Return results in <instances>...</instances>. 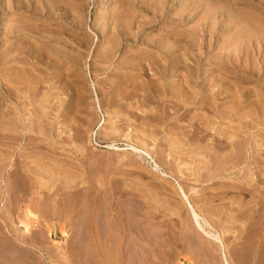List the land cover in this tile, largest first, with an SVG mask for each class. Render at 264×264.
I'll return each mask as SVG.
<instances>
[{
    "label": "rangeland",
    "instance_id": "374dc122",
    "mask_svg": "<svg viewBox=\"0 0 264 264\" xmlns=\"http://www.w3.org/2000/svg\"><path fill=\"white\" fill-rule=\"evenodd\" d=\"M254 1H256V2H254ZM263 1L262 0H248V1L247 0H196V1L195 0H190V1L189 0L188 1L187 0H0V57H1L0 58L1 59L0 60V79L3 83L8 84V80H9L8 79L9 78L8 73L12 71L10 69H13V68L17 69L18 68L19 71L18 70L15 71L16 69L14 70V73L18 77L17 79L15 78L18 81V82L16 81L17 84L15 86L16 87L19 86L17 89V93L20 92L21 96H25V97H26V95H28L27 96L28 98L26 97V100L28 99L27 103L32 105V107L35 106L34 108L38 107V104L40 103V101H43L45 99V96H46V99L51 98V102L55 106L53 109V112H51V116L55 115V113L57 115V112H58V115L52 116V118L55 117V118H53V120L57 118L56 122L59 119V123L58 122L56 123L54 120L55 123L52 125L54 130L52 129L51 126L50 127L47 126L49 124L47 123V121L45 119H42V121H41L42 124H44L47 127V128L44 127V132L46 131L44 133L45 135L43 133L41 135V133L39 132L40 131L39 129L36 131L37 134L35 132L29 134L28 138L30 140H28L26 138L27 135H25L24 139L26 138L25 139L26 141L23 140V142L21 144V146L25 150L23 148H22L23 149L22 150L20 147V149L18 148V150L15 152L16 154H14L12 156L10 154L12 153L13 150H11V152H10V151H8L9 149H7V147L11 148L12 144H10V142H6V141H9L8 139L3 140V138H0V146H2L1 150L4 151L5 148L7 149V150H5V153H3L4 156H2L0 159V172H1L0 178L5 179L7 182H8L7 179L9 178L8 187L0 189V196L2 193L7 196V198L5 196V200H4L6 206L3 208V210H1L2 208L0 207L1 208L0 213L2 212L0 215V219H1L0 224L2 223L5 228L7 226V229H11L12 227H14L15 229H13V228L12 229L16 230V226L19 223L17 221V219L18 220L19 219L20 220L26 219L24 209H26V206L29 204L28 206H30V208L34 212H36L37 214L39 213L38 215L40 217L41 223L51 225L50 227L49 226L48 227L50 228V230L52 229L51 233H50L49 230L47 229L46 225L42 224L40 226H35L36 228L34 227L33 229L35 230V232H38V234L35 235L36 237L34 239L29 240V242H27V244L26 243H20L15 239L16 234H17L15 232H17V230L14 232V234L10 233V235H12V236H10V235H8V236H10V238L12 240L15 239L14 240L15 244L17 243L16 244L17 247L20 250H22L21 251L22 254L20 256V254H14V253L8 252L7 254H9L10 256H8V257L6 256L7 259H6V257L5 258L0 257V264H15V263L16 264H19V263L20 264H22V263L23 264H29L30 261H32L30 264H33L35 262H36L35 264H51V263L52 264H100V263L102 264L103 263L102 262V256H100V255L96 254L93 257L92 254L88 255V253L86 254L84 252L78 253V251L75 253L74 250H72V248L74 246H78V245L83 246V247L88 246V243L90 241L88 240L89 237L87 235H85V233L83 234L81 239L79 237L74 238L73 236L68 239V238L63 237L61 230L63 228L66 230H70L71 228H73L74 225L72 224V220H71L72 217H76V218L77 217H83V215L81 214V212H83V211L86 213V216L83 217V219H85V220L87 219L86 217L88 216V213L90 211V209L88 210L87 208L92 206L91 201H89L91 199L94 200L93 205H95L96 208L99 207L98 210L100 213L105 210L104 208L106 207L105 206L106 203H104V200H103L104 194L103 195L100 194V196H99L100 198H98L97 196L95 197L94 195L91 196L93 194V192H91L92 193L91 194L89 191H86V189H88V188L92 189L95 185L100 187L102 191L106 192L105 189L113 188V184H114L116 187L114 186V188L111 189V192H113L112 190H114V191L116 190L117 191L116 195H118V193H119L118 191L121 190L122 187L126 188V189H130L131 191L134 190L133 192H136L135 189H137L139 192L135 193L136 199H138L136 204L133 202L132 204L127 203V204H125V206L123 205L124 209L128 208V212L130 210H131V212L135 211V208L137 206V203H139V201L145 202V203H143L144 205L147 203V200H145L142 196H147L149 192L151 193V191H150L151 186H149V184L161 183L162 179L159 178L160 176H158V174L154 170H152V167H151L153 164L152 161L149 160L150 162H147L148 160H144L137 152H134V150L132 149V146L128 145V144L129 143L138 144V142H139V145H137L139 148L144 147L147 149L149 147L148 149L150 151L154 150V151H152L154 158L156 160H158V162H160L159 164H161V169H163V171H165L166 168H168V166H169L168 163L166 164V161L169 159V158L167 159V153H169V149H167V148L169 147L168 146L169 143H168V140L165 139V138L169 139V136H170L169 131H171V133L178 136V138L176 137L175 140H181V139L186 138L187 132L188 131L191 132V130L193 131V129L187 128L188 123L186 120H183L182 122L180 120H177V122L179 121V123H177L174 118L177 119L178 115L176 116V114L174 113L175 110L171 109V108H170V110H169V108L167 110L170 112L169 114L171 117L175 115L174 117H172V119H171L172 121L170 120L171 122L169 121L166 124L163 121H161L164 115L161 113V109H160V107H158L159 105L158 106L156 105V103L154 102L155 100L151 99L152 97H148L149 96L148 85L150 84L149 81H152L151 79H154L155 85H156L157 83L160 82L159 76H155L154 71H150L148 75L147 74L145 75L142 73V69L145 66L146 67H148L150 65L157 66V62L159 60H164L158 55L157 50H156V46H162L165 44V42H166L165 45H169V43L170 44L173 43L170 46L174 47L176 45L174 48H176L178 50H182L183 46L186 44V42H190L191 44L192 43L194 44V41H195V44L191 45L192 47L190 49H188L189 51L190 50L191 51L190 52L188 51V54H186V56L187 55L189 56L190 55L189 53H191V52H193V53L197 52L196 54L198 55V50H196V49H198L197 47L198 46L200 47V45H201V46H203L204 49H202L201 55H200L201 52H199L200 59H196L193 61L192 59H189L190 56L189 57L184 56L185 57L184 58L183 55H181L179 57L180 59H178V60L183 59L185 61V65H188V64L190 66L195 65V67L192 66L193 69L194 68L195 69L194 70L190 69L191 73L188 74V72H187L188 75L185 72L183 73V69H184L183 68L184 67V61L183 60H182V62L179 63L180 68L178 70L173 69L171 66L169 68V70L166 71L165 76H167L166 79L168 81L176 80V82L172 83V85H171V83L169 84V82H167L169 84L168 89L170 90L173 87L178 86V84H180L183 80L186 81L188 78L191 80L196 75H197V78L200 75L201 76L203 75L202 77H204L205 81L203 80V78L202 79L198 78L197 80H198L199 85L207 83V81H211V79L214 81H218V82L221 80L222 84H224V82H225L227 84L226 87H230L235 92L238 88H239L238 90L243 89L244 91H246L248 93L250 92V98L251 99L249 98V102H252V103L248 102V103L243 104V103L238 102V100L236 99V96H235V98H233L235 95V92L233 90L231 91L232 94H230V95H232L231 98L233 100L231 98L229 100V98L222 99L220 97L218 99L219 104L221 103V101H223V102L220 105L218 104L220 106L218 110H221V111H223L224 109L227 111L229 110L228 113L230 114V115L227 114L228 116L227 115L223 116V118L220 114L221 111L219 112L218 110L215 111L213 109H212L213 110L212 114L208 113L206 111L202 112L203 109H201L198 112L196 110L194 111L193 109L192 110L194 112L193 111L186 112V113L190 114V115H188L189 116L188 119L191 116H193V114H194V116L198 115V117H199V115L204 116V114H205V116H207L210 114L207 117L212 118L211 123L215 122V124L212 123L213 125H217L216 123L218 122L219 126L218 125L214 126L215 129H217L218 131L221 129H224V127L230 128L232 126L231 127L232 129L228 128L229 130H233L234 126H236V125L240 127V125H241L240 121L243 120L242 123H244V124H242V125L244 127V131H243L244 136H243V134H240L239 138L241 137V135H242V137L240 139L239 138L238 139L241 141L243 140V143L246 141L245 142L246 146L243 144L245 146L244 147L245 150L243 149V152H242L243 156L241 155L240 161L237 158H234L235 160H233L231 158L234 161V163L236 161V163H235L236 167H235V165L232 166L233 164L231 165V163L233 161L230 160V163L228 162L227 165H228V167L230 166L232 168L228 169V171L226 173L221 174V176L220 175L217 177L215 176L216 178L214 177L212 180H207L208 174H209L208 168H209V166L216 167L218 164L217 163L215 164L213 161H211L209 156H207L205 158V162H206L205 164H207L208 166L205 164L203 165V167H202L203 171L202 172L200 171L201 176L199 177L200 178V180H198L199 182L192 178L194 176L191 177L192 179L184 178V179H180V181L179 180L174 181L173 179L169 180L173 184L174 183L176 184L178 181L181 184L183 183L184 187L187 190L190 188H194V190L189 191V196L191 197V195H192L193 198L200 199L201 204H203L202 202L205 199L204 195L206 197V195L208 196V195L212 194V195H214V197L215 196L219 197L218 196L219 191H222L223 189H225V192L227 191L226 192L227 194L223 195V196H225V199L224 200L222 199L223 201L221 200V202H219L220 198L216 197L217 199L213 202V205L218 207V208L220 207L223 209L224 208L225 209L226 208L227 209H230V208L233 209L234 208L233 212H232V209H230L231 211L229 210V213H228L229 217L231 218V216H232L233 219H230L228 217V220H226L228 222L225 221V224L228 226H226L225 224L224 225L223 224H220V225L214 224L215 229H213V231L218 232V234L221 236V241L220 240L218 241V239H214L217 241H214V240L211 241L210 239H207V237H205V236L201 237L200 235H198L196 233V230L193 231V233L191 234V237H194L196 241L198 240L197 242L200 241L199 242L200 244L197 245L196 243L193 244V242H191L190 239L185 238L184 234L181 231V228L183 227L182 222L180 219H178V217H176L175 215L169 216L168 218L163 216V213H165L164 208H161L162 214H160L158 211H155L156 215H158V216L161 215V218H158L159 222L156 220L157 222L154 221L153 224H156V227H157V226H159L160 222H163V223L165 222L164 225L165 226L169 225L170 231H171V233H170L171 235L168 237V241H169V239H170V242H172L175 239H179V241L177 243L176 250H174L173 247L169 246V244L167 243L169 248H166V252H165L166 255L164 256V258L167 262L165 260L164 261L161 260L160 263L161 264H173L176 262V257L179 255L181 257H187L188 256L189 258L188 257L187 258L192 260L194 262V264H225V258L226 257L224 258V253H226L229 264H264V234H263L264 233V230H263V227H264V223H263L264 222V219H263L264 218V206H263L264 205V195L262 194L264 191L263 190L264 189V126H263L264 125V123H263L264 110H263V108H261L262 106L260 105V103L257 102V101L260 102L261 99H264V86H263L264 85V64H263L264 63V37H263L264 32H262V31H264V2ZM237 14H238V16H237ZM226 18H228V19H226ZM248 19L252 21V25H251V21L249 22ZM261 19H262V21H261ZM210 20L212 22H210ZM215 21H216V23L212 24ZM247 23L250 24L252 27L251 26L249 27V25ZM13 24H15V25H13ZM211 24L214 26H212ZM253 25H254V27H253ZM14 26H15V28H14ZM18 27H19V29H16ZM23 27H24V29H23ZM198 27H199V29H198ZM208 28L209 29L212 28L211 32L213 34L208 31L209 30ZM235 28H237V29L240 28V30L244 29L243 30V32L245 31L244 33H247V32L250 33L251 32L250 34H252V35H250V34L248 35V33L245 34V35H248L249 37L250 36L255 37L256 36L255 31H257V32L259 31L260 34L259 35L257 34L259 36V39L257 38L258 36H256L255 38H251L250 40H252V42L254 43L255 46L257 45L256 41L260 40L262 43V45L260 44L261 49L258 46L257 47L260 50L254 49L256 47L251 42H247V43H250V45L251 44L253 45V47L250 51L251 52L250 56H248V58H247V55H245L246 53H244L243 51L239 52V48H238L239 46H238V41H237L239 37L237 36L238 34H236V33H239L238 32L239 30H236ZM252 28L253 29L257 28L254 31L255 33L253 32ZM204 30L206 32H204ZM247 30H249V31H247ZM23 33H24V35H23ZM240 34H242V31H240ZM19 36H23V39H24V37H25V39L24 40L23 39L18 40L17 37H19ZM203 36H205V38H207V39H204ZM248 36L245 37V39H246L245 41H247V39L249 40ZM185 38H187V39H185ZM236 38H237V40H236ZM255 39H256V41H254ZM209 40H211V42ZM156 41H157V43H156ZM171 41H173V42H171ZM228 41H230V42H228ZM199 43H200V45H198ZM219 44L220 45L222 44V45L220 46ZM232 44H234V45H232ZM236 46H237L238 50H237ZM262 47H263V49H262ZM12 49H14V50H12ZM19 49H20V51H19ZM203 50H204V52H203ZM23 51H26V52L24 53ZM35 52H36V54H35ZM8 54H10V55H8ZM154 54H156V55H154ZM219 54H221V55L219 56ZM251 54L252 55L254 54L253 58H252ZM215 55H217V56H215ZM229 55H230L231 59L228 62L235 63L236 66L239 68V73H241V70L244 69V67H247V69H248L247 71H250L249 68H250V66H252L253 60L255 62L256 58H257V61L261 62L260 63V67H261L260 70L261 69L262 70L258 71L259 74L257 76L255 75V73H249L248 76L246 78H244L246 81L243 79L241 80L238 77L239 74L235 75V76H234V74H232V69H233L232 66L230 67L231 71L228 70V71H230L229 73L226 71H225L226 73H224V71H222L224 69H222V68L219 69L218 68L219 66H216V65L217 64L222 65L224 63L223 61H226L227 56H229ZM235 56H236V58L233 59L232 57H235ZM26 57H27V59H26ZM242 57H243V59H242ZM23 58H25V61L23 60ZM33 58H34V60H33ZM210 59L211 60L213 59V60L211 61ZM218 59H220V60H218ZM146 60L148 63L146 62ZM165 60H167V59H165ZM168 60H169V58H168ZM172 60L174 61L175 58H173ZM197 60H199V61H197ZM153 62H155V63H153ZM187 62H188V64H187ZM6 64H8V65L6 66ZM23 66H25L26 68ZM157 68H159V67H157ZM204 68H205V70H204ZM199 70L200 71L202 70V71L200 72ZM21 71H23V72H21ZM140 72L142 75L140 74ZM17 73L19 74V76ZM7 76H8V78H7ZM144 76H146V77L144 78ZM169 76H170V78H169ZM206 76L210 77V78H207ZM222 76L224 77V81H223ZM21 77H23V79H21V81L18 80ZM225 79H226V81H225ZM247 79H248V81H247ZM25 80H27V83ZM35 81H36V84H35ZM21 82H23V83H21ZM134 82L136 83V86L134 85ZM160 83L157 85L161 86L163 84V83L162 84H160ZM1 84L2 83H0V85ZM20 86H22V87H20ZM36 86H37V88H36ZM132 86H135L137 88L132 87ZM145 86H146V88H145ZM224 86H225V84H224ZM53 87H55V88H53ZM209 87L210 86H207L206 88H209ZM0 88H1L0 89V99L2 101L5 98L6 93L4 92V89L2 88V86H0ZM142 88L144 91L142 90ZM253 88H254V90H253ZM136 89L138 90L137 93H136ZM128 90H132V91H129L130 92L129 93ZM214 90L217 91V89L215 88L209 94L208 93L202 94V98L200 97L201 101L205 102V101L213 100L212 98L215 97L214 96V93H215ZM260 91H261V93H260ZM127 92L130 95H128ZM143 92H145L144 95H143ZM33 93H37V96H36V94L34 95ZM32 94H33L34 98H33V96H31ZM48 95L51 97H48ZM209 95L210 96L212 95V97H209ZM35 96L38 98H36ZM39 96H40V99H39ZM57 96L59 98H57ZM119 96H121V97H119ZM41 97H43V98H41ZM52 97H53V99H52ZM144 97H146V98H144ZM256 98H257V100H256ZM59 99L61 100L60 102H58ZM124 99H125V101H124ZM32 100H34L35 103L36 102H39V103H36L37 104L36 105L34 102H32ZM53 100L54 101L56 100V103ZM68 100H69V102H68ZM225 100H228V101H225ZM253 100L257 102L256 104L259 105V106L257 105L259 108L257 106L254 107L255 102ZM14 101L15 100H13L12 98L7 97L2 101L3 104L0 106V108H2V107L8 108L9 106L11 108L13 106ZM201 101L199 100V102H201ZM234 101L236 103H234ZM61 102H62V104H61V106H59ZM63 102L66 105L63 104ZM117 102H119V103H117ZM143 102H146V103H143ZM56 104L58 105L59 109L56 107ZM142 104H144V105H142ZM236 104H240V105L236 106ZM248 104L250 105V107ZM251 104H253V106H251ZM118 105H120L121 107ZM133 105H134V107L132 108ZM232 105L234 108L231 107ZM128 106H130V108H128ZM155 106H157V107L155 108ZM197 107H199V106L197 105ZM61 108H62V110H61ZM131 108H132V110H131ZM229 108H231L233 111H231V109H229ZM235 108H236V110H238V112L235 110ZM253 108H254V110H252ZM55 109L57 110V112L55 111ZM59 112H60V114H59ZM129 112L130 113L132 112V114H130ZM217 112H219L218 113L219 115L217 114ZM201 113H202V115H201ZM64 115L65 116L68 115V116L65 117ZM9 116H10V114H9ZM13 116H10V117H13ZM159 116H160V118H159ZM205 116H204V118H207ZM241 116L243 117V119ZM79 117H80V119H79ZM230 117H232V118H230ZM67 119H68V121H67ZM65 120L67 123L65 122ZM144 120H146V121H144ZM156 120H157V122H156ZM261 120H262V122H261ZM134 121H136V122H134ZM159 121H161V122H159ZM257 121H258V123H257ZM119 122H120V124H119ZM82 123H83V125H82ZM109 123H111V124L117 123L118 127H120L119 134H121V137L118 133H117L118 137H116L115 134H114V136L107 134L110 127H114L113 125H111ZM78 124H79V127H81L80 129L78 127ZM176 124H177V126H176ZM139 125H141V126L139 127ZM57 126H59L60 129H62L60 131H63V134H62V136H60L59 139L65 141V142L62 141L60 145L56 144V138H58V137L56 136L57 131H55V129L58 130V128H56ZM169 126H171V127H169ZM261 126H262V129H261ZM76 127H77V129H76ZM121 127H123V128H121ZM184 127L186 128V130ZM49 128H51V129H49ZM128 128H129V130H127ZM133 128L135 130L136 129H139V130H136V132H135V130H133ZM219 128H221V129H219ZM122 129H123L124 133L128 132L131 134L133 131V133H132L133 135H131V136L134 137L135 135H137V137L132 138L130 136L132 138V140H131L130 137L128 138L125 136L128 133L124 134L123 132H121ZM142 129H144V130H142ZM49 130H50V132H49ZM85 130H86V132H85ZM211 130L212 129H210L208 131V133L211 132L212 134L211 133L206 134L203 138L199 139V141H201V142H203V140L206 141L208 139L207 143L203 142V143H205V145L204 144L202 145L201 142H198V140L193 141V142L195 144L199 143L198 144L199 146H207V145H209L208 143H210V146L212 145L211 148L214 146L213 148L216 149L215 148L216 147L215 141H213V140L216 137L219 138V136H217L218 132L215 133L216 131L213 130L214 131L213 132ZM77 131L79 134H80V132H82L81 133L83 135L82 140H81L82 135H81V137H80V135H77L76 134ZM150 131H151V133H150ZM152 131H153V133H152ZM184 131L186 132V134ZM4 132L7 133V131H4ZM47 132H48V134L50 133L51 135L49 134L47 136V134H46ZM138 132L140 135L138 134ZM181 132H183V133H181ZM144 133H145V135H144ZM239 133H242V132H239ZM122 134H124V135H122ZM182 134H184V135H182ZM210 136L211 137L214 136V138H211ZM46 137H48V139ZM114 137L116 138V140ZM53 138H54V142H53ZM139 138L141 139V141ZM145 138H147V139H145ZM205 138H207V139L205 140ZM34 139H36V140H34ZM110 139H112V140H110ZM126 139L128 140V142L126 141ZM162 139H165V140H162ZM33 140H34V143H33ZM147 140H149V141H147ZM134 141H137V142H134ZM142 141H145L146 145L148 147H146V145ZM4 142H6V144ZM35 142H37V143H35ZM82 142H83L82 145L85 148L81 145ZM147 142H148V144H147ZM190 142L193 144L192 146H194V143L192 141H190ZM8 143H9V145H8ZM32 143H33V145H31ZM42 143H44V144H42ZM149 143H150V145H149ZM16 144L17 143H15V145ZM27 144H28V146H26ZM51 144H53V146ZM64 144H65V146H63ZM3 145H5V146L7 145V146L6 147L4 146V148H3ZM29 145H31V146H29ZM39 145H41V146H39ZM198 145H195L194 148L198 147ZM55 147H56V149L54 150ZM61 147H63V149ZM31 148H33V149H31ZM37 148H39V149H37ZM257 148H258V150H257ZM26 149H27V151H26ZM29 149H31L32 151L37 150V151H48V152H51V150H52V152L55 151L58 155L60 154V156H62V154H63L64 158H68L70 161L73 162V164L75 165L74 168L76 170H74V172H70L72 174L69 173L68 174L69 176L67 174H64V173H62L63 174L62 176H59L58 174H60V173H56L57 172L56 170L52 171V172L50 171L49 173H45V175H42L41 174L42 168L40 165L39 166L36 164L34 165V163H31V162H30L31 164H29V162L24 163L26 160H24V158H22V157H19V154H18L19 152H28ZM116 149H118V150H116ZM212 149L209 150L211 152V154L213 153V151H215ZM56 150H58V151L60 150L59 153ZM60 152H62V153H60ZM220 153H221V151H220ZM233 153H235V152H233ZM247 153H249V154H247ZM253 153H255L254 154L255 156L253 155ZM6 154L8 155V158H5V157H7ZM68 154H69V156H68ZM65 155H67L68 157H66ZM126 156H129L130 159H128V157L126 158ZM11 157H13L15 159L13 160V158H11ZM9 158H11L10 161L8 160ZM20 158H21V160L22 159L24 160V161L22 160L23 163H22V161L21 162L19 161ZM73 158H74V160H73ZM5 159H6L7 163H6V161H4ZM159 159H160V161H159ZM114 160L115 161L117 160V162H115ZM207 160H209L210 164L208 163ZM78 161H80V162L78 163ZM3 162H4V164H3ZM11 162H13V163H11ZM21 163L23 165H21ZM98 163H99V165H98ZM19 164L21 165V168H20ZM24 164L25 165L29 164V167L25 166ZM79 164L81 166L80 168H83V166H84L83 170L79 169ZM14 165L16 167H14ZM32 165L34 166L33 168L31 167L33 170H31V168H30V166H32ZM125 165H127V167L129 166L128 168H130L131 165H134V166H132L131 171H130V169H128ZM2 166H4V167H2ZM220 166H221V164L219 163V167ZM26 167L28 169V172L30 171L29 173L27 172ZM233 167L236 169L233 170L234 169ZM5 168H6V171H5ZM85 168H87L88 170L87 169L85 170ZM237 168H239V170ZM1 169L4 171H2ZM13 169H14V172H13ZM84 170H85V172H84ZM76 171L78 172V174ZM81 171L84 172V174L86 176ZM128 171H129V174L131 173L130 174L131 176H133V173L135 172L132 179H131L130 175L128 174ZM136 171H138V172H136ZM139 171H141V174ZM187 171H189V170H187ZM187 171H186V174L187 173L190 174V171L189 172H187ZM6 173L10 174V175H7ZM17 173H19L22 177H23V174H25L23 178L26 182L28 181L27 182L28 184L30 182V184H29L30 187H28L27 189H22L18 186V184H13L14 180L16 179L15 177H16ZM50 173H53V175L55 174L54 175L55 178ZM79 173L81 174V176H79L80 175ZM56 174H57V176H56ZM124 174H125V176H124ZM29 175H30V177H29ZM126 175H127V177H130V178H128L129 180L126 179L127 178ZM6 176H7V178H6ZM41 176H42V178H41ZM48 176H49V178H48ZM72 176L74 178H72ZM224 176L225 177L227 176L226 179ZM247 176H248V178H247ZM56 177L60 181H58L56 179ZM82 177H83V179H82ZM86 177H87V179H86ZM221 177H222V179H221ZM12 178H13V180H12ZM60 178H62V180ZM205 178L207 181L205 180ZM42 179H44V180H42ZM64 179L67 180L68 183L70 182L71 185H69L67 183V181H65ZM81 179L83 180V182L80 181ZM84 179H85V181H84ZM92 179L94 180L95 184H93L94 182ZM101 179H102V181H100ZM112 179H114V180H112ZM70 180L71 181L73 180L74 182L72 181L73 182L72 183ZM44 181H45V183H44ZM77 181H78V183H77ZM187 181H188V183H187ZM209 181H211V182H209ZM243 181H244V183L248 184V190H246V192L245 191L242 192V190H238V189L232 190L233 185L231 186V184H234V186L237 183H238V185H241ZM38 182H39V184H38ZM146 182H148L147 185H146ZM55 183H56V185H55ZM136 183L138 184V186ZM72 184L74 187L72 186ZM83 184H84V186H83ZM85 184H86V186H85ZM125 184H126V187H125ZM132 184H134V185H132ZM142 184L145 186H143ZM227 184H228V186H227ZM229 184L231 187L230 190L228 189ZM13 185H14V187H12ZM92 185H94V186L92 187ZM140 185H142L141 189L144 192L139 189ZM222 185H223V187L218 188L219 186H222ZM32 186H33V188H32ZM128 186H129V188H127ZM214 186H216L215 187L216 190H215V188H213ZM67 187H69V188H67ZM135 187H137V188H135ZM147 187H149V188H147ZM261 187H263V188H261ZM0 188H2V186H0ZM11 188H12V194L10 192ZM212 188L215 190L214 192H213ZM257 188L259 190H256ZM4 189H6V190L8 189L7 190L8 193L6 192V190L4 191ZM21 190H22V194L20 192ZM130 190H126V194H128ZM145 190H147V192H148V193L146 192L147 195L145 193ZM210 191H212V193ZM142 192L145 194H141ZM38 193H40V194H38ZM81 193H83V194H81ZM89 193H90V195H89ZM256 193H258V194H256ZM19 194H21L22 196L19 197ZM56 194H58V195H56ZM259 194H261V195H259ZM81 195L82 196L84 195V196L81 197ZM194 195H196V196L194 197ZM226 195H227V199H226ZM202 196H203V198H201ZM8 197H9V200H8ZM93 197H94V199H93ZM56 198H58V199L56 200ZM78 198L79 199L81 198V199L78 200ZM257 198H259V199H257ZM98 199H100V201ZM125 199L126 198H124L123 200H125ZM172 199H176V200L180 201V198L178 196L175 198L172 197ZM18 200H19V202H18ZM114 200H113V202H114ZM231 200H233V201H231ZM235 200L239 201V203L236 202ZM7 201H8V203H7ZM37 201H38L37 204H39L38 206L36 204ZM27 202H28V204H27ZM151 202L154 203V201H151ZM151 202L149 201L150 205H149V203H147L149 206L147 204L145 205V207H144L145 211H151V209H153V206H151V205H154V209L159 208L160 205L158 203L155 202L154 204H152ZM232 202H234L233 203L234 206H233ZM240 202H242V203H240ZM13 203H14V206H12ZM74 203H75V206H74ZM76 203H78L79 207H77L78 205ZM117 203H118V201L116 200V203L113 204V206L115 205L113 207L114 209L118 208ZM229 203H230V205L232 204V206H230V208H229V206H227ZM246 203L249 206H247ZM236 204H238V206H236ZM242 204L244 205L243 207L241 206ZM239 205L241 206V209L244 212H242L241 209H238V208H240ZM224 206H226V207H224ZM8 207H10V208H8ZM75 207H77V208H75ZM244 207H245V209H244ZM4 209H5V211H4ZM75 210H77V212L79 211L78 213L80 215L78 213H76ZM185 211H188V210L186 209ZM6 212L8 214H5ZM17 212H18V215H16ZM245 212H247V213H245ZM113 213H115L114 210H113ZM4 214H5V218L3 217ZM10 214L13 215L14 218H11ZM21 214H22V216H21ZM231 214H233V215H231ZM6 215H8V218L10 217V220L12 222H14L11 225L12 227H10L11 221L7 218ZM73 215H75V216H73ZM244 215H246V216H244ZM132 216H133V213H132ZM226 216H228V215H226ZM223 217H225V215ZM3 218H4V221H2ZM162 219H164V220L162 221ZM169 219H171V220H169ZM236 219H238V220H236ZM8 221H10V222H8ZM98 221H101L100 224H102V215L98 217ZM15 223H17V224H15ZM172 224H173V226H172ZM54 226H55V229H54ZM70 226H72V227H70ZM219 226L220 227L224 226V227L222 229V227L219 228ZM156 227H155V229L158 232L161 231L162 228H163V230H165L164 227H157V228ZM226 227H230V228L228 229ZM175 230H177V231L175 232ZM224 230H226V231L228 230V231L226 233H223ZM7 234H9V233L7 232L6 236H7ZM174 236H176V238H174ZM197 236H198V238H197ZM181 237H183V238H181ZM33 243H35L36 246H31V245H33ZM93 243L95 244V246L98 244V242H95V241H93ZM181 244H182V246H181ZM207 244L209 246V249H208ZM213 245H214V247H213ZM186 246H187V248H186ZM65 248L67 250H65ZM183 248H184V250H183ZM179 251H182V252H179ZM203 251H204V253H203ZM177 252L180 254H178ZM26 254L29 256H27ZM80 254H81V256H79ZM31 255H33V256H31ZM22 256H24V257H22ZM26 256H27V259L29 258L28 261L26 259ZM32 257H33V259H30ZM113 257L114 256L112 255L109 258V264L110 263L114 264L115 261H114ZM22 258L23 259L25 258L26 260L25 259L22 260ZM34 258H36V259H34ZM38 258H39V260H37ZM95 258L98 261H96ZM111 258H113V260ZM2 259H4V260H2ZM100 259H101V261H99ZM123 259H125L124 260L125 262L128 260V258H123ZM1 260H2V262H1ZM13 260H14V262H13ZM168 260L172 261V262L168 263ZM3 261H5V262H3ZM175 264H178V261Z\"/></svg>",
    "mask_w": 264,
    "mask_h": 264
},
{
    "label": "bare ground",
    "instance_id": "6f19581e",
    "mask_svg": "<svg viewBox=\"0 0 264 264\" xmlns=\"http://www.w3.org/2000/svg\"><path fill=\"white\" fill-rule=\"evenodd\" d=\"M188 1V0H187ZM190 1V0H189ZM196 1V0H195ZM248 1V0H247ZM263 1V0H262ZM253 2V1H252ZM254 2H256V1H254ZM264 2V1H263ZM196 3V2H195ZM206 3V2H205ZM217 3V2H216ZM246 3V2H245ZM244 3V4H245ZM187 4V3H186ZM263 4V3H262ZM155 5V4H154ZM196 5V4H195ZM225 5V4H224ZM187 6V5H186ZM213 6V5H212ZM233 6V5H232ZM219 7V6H218ZM234 7V6H233ZM187 8V7H186ZM189 8V7H188ZM206 8V7H205ZM17 9V8H16ZM185 10V9H184ZM187 10V9H186ZM190 10V9H189ZM192 10V9H191ZM244 10V9H243ZM207 11V10H206ZM241 12V11H240ZM244 12V11H243ZM155 13V12H154ZM214 13V12H213ZM221 13V12H220ZM239 14V13H238ZM238 14H237V16H238ZM247 14V13H246ZM217 15V14H216ZM248 16V15H247ZM254 16V15H253ZM252 16V17H253ZM255 17V16H254ZM161 18V17H160ZM215 18V17H214ZM236 18V17H235ZM250 18V17H249ZM210 19V18H209ZM226 19H228V18H226ZM225 19V20H226ZM230 19V18H229ZM207 20V19H206ZM215 20V19H214ZM236 20V19H235ZM249 20V19H248ZM259 20V19H258ZM251 20H249V22H250ZM261 21H262V19H261ZM210 22H212L211 20H210ZM20 23V22H19ZM216 23V21L215 22H213L212 24H215ZM230 23V22H229ZM244 23V22H243ZM254 23V22H253ZM17 24V23H16ZM208 24V23H207ZM211 24V25H212ZM227 24V23H226ZM248 24V23H247ZM13 25H15V24H13ZM249 25V27L252 25V21H251V25L250 24H248ZM255 25V24H254ZM254 25H253V27H254ZM7 26V25H6ZM20 26V25H19ZM147 26V25H146ZM212 26H214V25H212ZM222 26V25H221ZM241 26V25H240ZM257 26V25H256ZM239 27V26H238ZM237 27V28H238ZM252 27V26H251ZM14 28H15V26H14ZM234 28V27H233ZM237 28H235L236 30H239L238 32L239 33H236V34H238L237 36L239 37L238 38V40H237V38H236V40L238 41V48H239V52H241V51H243L244 53H246L245 55H247V58H248V56H250V51H251V49H252V47H253V45H254V43L252 42V40H250L251 38H255L256 36H258L260 33H259V31L257 32V31H255L256 29L254 28H252L253 29V32L255 33V37L254 36H248L250 33H248V35H245V34H247V33H244L243 32V30L244 29H241L240 30V28L239 29H237ZM8 29V28H7ZM13 29V28H12ZM16 29H19V27L18 28H16ZM23 29H24V27H23ZM198 29H199V27H198ZM209 29V28H208ZM222 29V28H221ZM248 29V28H247ZM206 30V29H205ZM204 30V32H206ZM211 30H212V28L211 29H209L208 31L209 32H211ZM214 30V29H213ZM246 30V29H245ZM262 30V29H261ZM23 31V30H22ZM141 31V30H140ZM192 31V30H191ZM216 31V30H215ZM240 31H242V34H240ZM247 31H249V30H247ZM252 31V30H251ZM16 32V31H15ZM200 32V31H199ZM203 32V31H202ZM201 32V33H202ZM203 32V33H204ZM208 32V33H209ZM235 32V31H234ZM237 32V31H236ZM252 32V33H253ZM262 32H264V31H262ZM5 33V32H4ZM212 33V32H211ZM12 34V33H11ZM213 34V33H212ZM258 34V35H257ZM10 35V34H9ZM23 35H24V33H23ZM166 35V34H165ZM175 35V34H174ZM194 35V34H193ZM206 35V34H205ZM250 35H252V34H250ZM254 35V34H253ZM262 35V34H261ZM260 35V36H261ZM234 36V35H233ZM248 36V38H249V40L247 39V41H245L246 39H245V37H247ZM174 37V36H173ZM172 37V38H173ZM199 37V36H198ZM204 37V39H207V38H205V36H203ZM264 37V36H263ZM18 38V40H20V39H23V36H19V37H17ZM193 38V37H192ZM258 39H259V36L257 37ZM256 38V39H257ZM24 39H25V37H24ZM23 39V40H24ZM174 39V38H173ZM183 39V38H182ZM185 39H187V38H185ZM201 39V38H200ZM203 39V40H204ZM233 39V38H232ZM256 39L254 40V41H256ZM263 39V38H262ZM16 40V39H15ZM175 40V39H174ZM196 40V39H195ZM202 40V41H203ZM234 40V39H233ZM113 41V40H112ZM185 41V40H184ZM187 41V40H186ZM210 42H211V40H209ZM16 42V41H15ZM14 42V43H15ZM24 42V41H23ZM171 42H173V41H171ZM209 42V43H210ZM222 42V41H221ZM228 42H230V41H228ZM246 42V43H245ZM247 42H251L252 44L250 45V43H247ZM17 43V42H16ZM25 43V42H24ZM156 43H157V41H156ZM207 43V42H206ZM256 43H257V45L255 46L256 48H254V49H259L261 46H260V44L262 45V43H261V41L259 40H257L256 41ZM165 44H166V42H165ZM164 44V45H165ZM171 44H173V43H171ZM170 43H169V45H162V46H156V50H157V53H158V55L162 58V59H164V60H157L158 62H157V66H153V65H150V66H148V67H144L143 69H142V73L143 74H149V72L150 71H154V75L155 76H159V80H160V84H162L161 86H158L157 84H159V83H157L156 85H155V80L154 79H151L152 81H149L150 82V84L148 85V88H149V90H148V93H149V96L148 97H152L151 99H154L155 101V103H156V105L158 106V107H160V109H161V113L164 115L163 116V118H162V120L161 121H163L165 124L167 123V122H169L171 119H172V117H174V116H170V112L167 110L168 108H169V110H170V108L171 109H174L175 110V114H176V116L178 117L177 119L176 118H174L175 120H176V122H177V120H180L181 122L183 121V120H186L187 121V123H188V126H187V128H192L193 129V131L191 130V132H187V136H186V138H184V139H181V140H175V138L177 137L178 138V136H176L175 134H173V133H171V131H169L170 133H169V139L168 138H165V139H167L168 140V143H169V147L167 148V149H169V153H167V161H166V164L168 163V168H166V170L165 171H163V169H161V164H159L160 162H158V160H156L155 158H154V155H153V152L152 151H154V150H152V151H150L148 148V146L146 145V142L145 141H142V142H144V144L146 145V147H148L147 149L146 148H139L137 145H139V142H138V144H133V143H129L128 145H131L132 146V149L134 150V152H137L144 160H148L147 162H150L149 160H151L152 161V170H154L157 174H158V176H160L159 178H161L162 179V181H161V183H152V184H149V186H151V188H150V191H151V193L149 194L148 192H147V190H145V193L147 192L148 193V195H147V193H146V195L147 196H142L145 200H147V203H149V201L151 202V201H154V203L156 202V203H158L160 206H159V208H155L154 209V205H151V206H153V209H151V211H145V205L147 204H143V203H145V202H140L139 201V203H137V206H136V208H135V211H133V212H131V210L128 212V208L127 209H124V206H125V204H127V203H135L136 204V202L138 201V199H136V192H139L137 189H135L136 190V192H133L134 190H130V189H126V188H121V190H119L118 192V195H116V193H117V191L115 190H112L113 192H111V189H113L114 188V184H113V188H111V189H105L106 190V192H104V191H102L101 190V188L100 187H98V186H94V185H92V189L91 188H88V189H86V191H89L90 193L91 192H93V194L91 195V196H97L98 198H100L99 196H100V194H104V197H103V200H104V203H106L105 204V210L104 211H102L101 213L99 212V210H98V208H96L95 207V205H93V201L94 200H89V201H91V203H92V206L91 207H89V208H87L88 210L90 209V211H89V213H88V216L86 217L87 219L85 220V219H83V217H85L86 216V213L83 211V212H81V214L83 215V217H72V224L74 225V227L73 228H71L70 230H66V229H62L61 231H62V235H63V237L64 238H71L72 236L74 237V238H77V237H79L80 239H81V237L83 236V234L85 233V235H87L89 238H88V240L90 241L89 243H88V246H86V247H83V246H80V245H78V246H72L73 248H72V250H74V252L76 253L77 251H78V253H81V252H84V253H88V255L89 254H92L93 255V257H94V255H100V256H102V264H109V258L113 255L114 257V264H161L160 263V261L161 260H165V258H164V256L166 255V248H169V246H172L173 247V249L174 250H176V247H177V243H178V241H179V239H175V240H173L172 242H170V239H169V241H168V237L171 235L170 233H171V231H170V226L169 225H167V226H165L164 225V223L163 222H160L159 223V226H157V227H164L165 228V230H163V228H162V230L161 231H156V229H155V227H156V224H153L154 223V221L155 222H159V220H158V218H161V215H156V212L155 211H158L160 214H162L161 213V208H164L165 210V213H163V216H165V217H169V216H173V215H175L176 217H178V219H180L181 220V222H182V228H181V231H182V233L184 234V236H185V238H188V239H190V241L191 242H193V244L194 243H196L197 245H199L200 243V241L199 242H197L196 240H195V238L194 237H191V234L193 233V231H195L196 230V233L198 234V235H200L201 237L202 236H205V237H207V239H210L211 241L212 240H214V239H218V241L220 240L221 241V236L218 234V232H215V231H213V229H215L214 228V224H218V225H220V224H225V221L226 220H228V217H229V210L230 209H232V208H230V206H232V204L234 203V202H232V204L230 205V203L227 205V206H229V208L230 209H223V208H218V207H216V206H214L213 205V202L217 199V198H220V200H219V202H221V200L223 199H225V196H223L224 194H227L226 192H225V189H223L222 191H219V193H218V196L219 197H217V196H215L214 197V195H212V194H210V195H206V197H205V195H204V200H203V204H201L200 203V199H198V198H193L192 197V195H191V197L189 196V191L190 190H194V188H190V189H186L185 187H184V184L182 183H180L179 181H180V179H184V178H186V179H194V180H200V176H201V172L203 171V169H202V167H203V165L206 163L205 162V158L207 157V156H209L210 157V159H211V161H213L215 164L217 163L218 165V167L216 166V167H212V166H209V174H208V179L207 180H212L215 176L217 177V176H221V174H224V173H226L227 171H228V169H230V168H232V167H228V165H227V163L229 162L230 163V160H235L234 158H237L239 161L241 160V155H242V152H243V149L245 150V146H246V144H245V142L243 143V140L241 141V140H239L241 137H242V135H241V137L239 138V136H240V134H243V131H244V127H243V125L242 124H244V123H242V121H240L241 122V125H240V127L239 126H234V129L233 130H229L230 128L229 127H224V129H221V128H219V129H221V130H217V129H215V127L214 126H217L218 125V122L216 123L217 125H213V124H215V122L212 124L211 123V120H212V118H210V117H207V116H209V115H207V116H205V114H204V116L205 117H207V118H204V116H200L199 115V117H198V115L197 116H194V114H193V116H191L189 119H188V115H190L189 113H186V112H189V111H200L201 109H203L202 110V112L203 111H206V112H208V113H211L212 114V111L213 110H218L219 109V105L223 102V101H221V103L219 104V101H218V99L221 97L222 99H226V98H229V100H230V98L232 97V95H230V94H232L231 93V91L233 90V89H231L230 87H226V83L224 82V84H225V86H224V84H222L221 83V80L218 82V81H214V80H212L211 79V81H207V83H204V84H201V85H199V83H198V78L199 79H202L203 78V80H204V77H202L201 75L197 78V75L196 76H194V78L193 79H189L188 77V79L185 81V80H183L180 84H178V86H176V87H173L172 89H168V85L171 83V85H172V83H174V82H176V80H171V81H168L167 79H166V77L167 76H165L166 75V71H168L169 70V68L172 66V68L173 69H175V70H178L179 68H180V62H182V60H178V59H180L179 57L181 56V55H183V57L185 56V57H189L190 56V58L189 59H192L193 61L194 60H196V59H200V57H199V52H201L202 51V49H204L203 48V46H201L200 45V43L198 44V45H200V47L198 46L197 48L198 49H196V50H198V55L196 54V53H193V52H191V53H189L190 55L188 56H186V54H188V49H190L192 46V44L190 43V42H186V44L183 46V49L182 50H178V49H176V48H174V47H172V46H170L171 45ZM175 44V43H174ZM177 44V43H176ZM181 44V43H180ZM194 44H195V41H194ZM193 44V45H194ZM160 45V44H159ZM206 45V44H205ZM220 45V44H219ZM222 45V44H221ZM220 45V46H221ZM224 45V44H223ZM232 45H234V44H232ZM15 46V45H14ZM24 46V45H23ZM22 46V47H23ZM146 46V45H145ZM209 46V45H208ZM259 48H258V47ZM21 47V46H20ZM182 47V46H181ZM27 48V47H26ZM29 48V47H28ZM178 48V47H177ZM230 48V47H229ZM236 48H237V46H236ZM238 48H237V50H238ZM24 49V48H23ZM194 49V48H193ZM215 49V48H214ZM218 49V48H217ZM261 49V48H260ZM259 49V50H260ZM262 49H263V47H262ZM12 50H14V49H12ZM26 50V49H25ZM154 50V49H153ZM216 50V49H215ZM224 50V49H223ZM236 50V49H235ZM11 51V50H10ZM19 51H20V49H19ZM183 51V52H182ZM191 51V50H190ZM189 51V52H190ZM194 51V50H193ZM207 51V50H206ZM233 51V50H232ZM24 53L26 52V51H23ZM30 52V51H29ZM203 52H204V50H203ZM223 52V51H222ZM226 52V51H225ZM229 52V51H228ZM235 52V51H234ZM233 52V53H234ZM253 52V51H252ZM255 52V51H254ZM13 53V52H12ZM11 53V54H12ZM231 53V52H230ZM237 53V52H236ZM235 53V54H236ZM256 53V52H255ZM15 54V53H14ZM35 54H36V52H35ZM202 54V52L200 53V55ZM249 54V55H248ZM8 55H10V54H8ZM28 55V54H27ZM154 55H156V54H154ZM221 54H219V56H220ZM233 55V54H232ZM252 55V54H251ZM12 56V55H11ZM19 56V55H18ZM151 56V55H150ZM215 56H217V55H215ZM214 56V57H215ZM253 56H254V54L252 55V58H253ZM256 56V55H255ZM13 57V56H12ZM38 57V56H37ZM184 57V58H185ZM202 57V56H201ZM226 57V56H225ZM239 57V56H238ZM1 58V57H0ZM32 58V57H31ZM168 58H169V60H168ZM173 58H175V62L172 60ZM233 59H235L236 58V56L235 57H232ZM255 58V57H254ZM259 58V57H258ZM10 59V58H9ZM26 59H27V57H26ZM165 59H167V60H165ZM230 59H231V57H230V55L229 56H227V59H226V61H223L224 63L222 64V65H220V64H217L216 66H219L218 68L220 69V68H222V69H224V70H222V71H224V73H226V72H230L231 71V69H230V67L232 66L233 67V69H232V74H234V76L235 75H238V77L242 80H245L244 78H246L247 76H248V74L249 73H255V75L257 76L258 74H259V72L258 71H261L260 70V63L261 62H259V61H257V58L255 59V62H254V60H253V64H252V66H250V71H247L248 69H247V67H244V69H240L241 70V73H239V68L236 66V64L235 63H230V62H228V61H230ZM232 59V60H233ZM238 59V58H237ZM242 59H243V57H242ZM241 59V60H242ZM1 60V59H0ZM23 60L25 61V58H23ZM33 60H34V58H33ZM32 60V61H33ZM41 60V59H40ZM137 60V59H136ZM211 60V59H210ZM209 60V61H210ZM213 60V59H212ZM211 60V61H212ZM215 60V59H214ZM218 60H220V59H218ZM247 60V59H246ZM251 60V61H252ZM262 60V59H261ZM14 61V60H13ZM19 61V60H18ZM28 61V60H27ZM140 61V60H139ZM164 61V62H163ZM184 61V60H183ZM188 61V60H187ZM190 61V60H189ZM197 61H199V60H197ZM217 61V60H216ZM235 61V60H234ZM239 61V60H238ZM237 61V62H238ZM244 61V60H243ZM242 61V62H243ZM31 62V61H30ZM146 62H147V60H146ZM222 62V61H221ZM250 62V61H249ZM14 63V62H13ZM28 63V62H27ZM139 63V62H138ZM148 63V62H147ZM153 63H155V62H153ZM218 63V62H217ZM220 63V62H219ZM252 63V62H251ZM263 63V62H262ZM29 64V63H28ZM34 64V63H33ZM36 64V63H35ZM187 64H188V62H187ZM193 64V63H192ZM245 64V63H244ZM264 64V63H263ZM8 64H6V66H7ZM22 65V64H21ZM10 66V65H9ZM16 66V65H15ZM36 66V65H35ZM34 66V67H35ZM143 66V65H142ZM153 66V67H152ZM192 66H194L195 67V65H192ZM192 66H190L189 64L188 65H185V61H184V69H183V73L185 72L186 74H187V72H188V74H190L191 73V71H190V69H193V67ZM215 66V67H216ZM242 66V65H241ZM244 66V65H243ZM248 66V65H247ZM23 67H25V66H23ZM157 67H159V68H157ZM211 67V66H210ZM26 68V67H25ZM29 68V67H28ZM217 68V69H218ZM263 68V67H262ZM16 68H13V69H10V70H12L11 72H7L9 75V78H8V76H7V78L9 79H7L8 80V84L6 83H3L2 81H1V79H0V83H2L0 86H2V88L4 89V92L6 93V96L9 98H12L13 100H15L14 101V103H13V106L10 108V106L7 108H0V138H3V140L5 139H8L9 141H6V142H10V144H12V147L11 148H8L7 147V149H9L8 151H10L11 152V150H13L12 151V153L10 154L11 156L12 155H14V154H16L15 152L18 150V148L20 149V147H21V149L23 148L22 146H21V144H22V142H23V140H25L26 138L28 139V140H30L29 138H28V136H29V134H31V133H36V131L39 129L40 131V133H41V135H42V133L44 134L45 132H44V127H46L44 124H42V119H45L46 121H47V123L49 124V125H47L48 127H52V129L54 130V128H53V124L56 122V119H54L55 120V122H54V120H53V118H55V117H53L52 118V116H55L56 115V113H55V115H52L51 116V112H53V109H54V105L52 104V102H51V98H47L46 99V96H45V99L43 100V101H40V103L39 102H36V103H39L38 104V107L37 108H34V107H32V105H30V104H28L27 102V100H26V97L28 96V95H26V97L25 96H21V93L20 92H18L17 93V89H18V87H16L15 85L17 84L16 83V79L18 78L17 76H16V74L14 73V70H15ZM35 69V68H34ZM140 69V68H139ZM195 69V68H194ZM193 69V70H194ZM18 70V68L15 70V71H17ZM22 70V69H21ZM204 70H205V68H204ZM228 70H230V71H228ZM19 71V70H18ZM32 71V70H31ZM200 71V70H199ZM202 71V70H201ZM200 71V72H201ZM211 71V70H210ZM218 71V70H217ZM226 71V72H225ZM5 72V71H4ZM21 72H23V71H21ZM20 72V73H21ZM193 72V71H192ZM209 72V71H208ZM34 73V72H33ZM194 73V72H193ZM205 73V72H204ZM18 74V73H17ZM31 74V73H30ZM140 74H141V72H140ZM174 74V73H173ZM187 74V75H188ZM200 74V73H199ZM223 74V73H222ZM24 75V74H23ZM33 75V74H32ZM142 75V74H141ZM168 75V74H167ZM171 75V74H170ZM192 75V74H191ZM190 75V76H191ZM225 75V74H224ZM229 75V74H228ZM18 76H19V74H18ZM221 76V75H220ZM254 76V75H253ZM36 77V76H35ZM146 76H144V78H145ZM165 77V78H164ZM207 77V76H206ZM217 77V76H216ZM223 77V76H222ZM227 77V76H226ZM231 77V76H230ZM16 78V79H15ZM28 78V77H27ZM37 78V77H36ZM169 78H170V76H169ZM207 78H210V77H207ZM21 79H23V77H21V78H19L18 80H20L21 81ZM26 79V78H25ZM132 79V78H131ZM3 80V79H2ZM148 80V79H147ZM150 80V79H149ZM202 80V81H203ZM26 81V83H27V80H25ZM34 81V80H33ZM145 81V80H144ZM178 81V80H177ZM181 81V80H180ZM205 81V80H204ZM223 81H224V77H223ZM225 81H226V79H225ZM246 81V80H245ZM247 81H248V79H247ZM260 81V80H259ZM263 81V80H262ZM18 82V81H17ZM29 82V81H28ZM32 82V81H31ZM137 82V81H136ZM140 82V81H139ZM148 82V81H147ZM167 82H169V84L167 83ZM179 82V81H178ZM184 82V83H183ZM21 83H23V82H21ZM125 83V82H124ZM141 83V82H140ZM236 83V82H235ZM242 83V82H241ZM240 83V84H241ZM35 84H36V81H35ZM142 84V83H141ZM20 85V84H19ZM22 85V84H21ZM29 85V84H28ZM134 85L136 86V83L134 82ZM177 85V84H176ZM235 85V84H234ZM135 86H132V87H135ZM207 86H210L209 88H206ZM238 86V85H237ZM259 86V85H258ZM264 86V85H263ZM20 87H22V86H20ZM56 87V86H55ZM55 87H53V88H55ZM139 87V86H138ZM27 88V87H26ZM36 88H37V86H36ZM35 88V89H36ZM69 88V87H68ZM129 88V87H128ZM135 88H137V87H135ZM145 88H146V86H145ZM147 88V89H148ZM217 89V91H215V93H214V96L216 97H214V98H212L213 100H209V101H205V102H203V101H201V99H200V97L202 98V94H205V93H211L212 91H213V89ZM263 88V87H262ZM1 89V88H0ZM139 89V88H138ZM141 89V88H140ZM239 89V88H238ZM236 90V92H235V95H234V97L233 98H235V96H236V99L238 100V102H240V103H248L249 102V98H250V92L248 93V92H246V91H244L243 89L241 90ZM20 90V89H19ZM127 90V89H126ZM135 90V89H134ZM142 90H143V88H142ZM253 90H254V88H253ZM30 91V90H29ZM32 91V90H31ZM40 91V90H39ZM58 91V90H57ZM129 91H132V90H128V92ZM141 91V90H140ZM144 91V90H143ZM33 92V91H32ZM37 92V91H36ZM51 92V91H50ZM127 92V93H128ZM138 92V90L136 89V93ZM254 92V91H253ZM252 92V93H253ZM20 93V94H19ZM59 93V92H58ZM61 93V92H60ZM130 93V92H129ZM128 93V95H130ZM144 93L145 92H143V95H144ZM147 93V94H148ZM251 93V94H252ZM256 93V92H255ZM260 93H261V91H260ZM30 94V93H29ZM34 95L36 94V96H37V93H33ZM33 94L31 95V96H33ZM2 95V94H1ZM46 95V94H45ZM52 95V94H51ZM56 95V94H55ZM142 95V94H141ZM142 95V96H143ZM146 95V94H145ZM263 95V94H262ZM261 95V96H262ZM5 96V98H7ZM35 96V97H36ZM59 96V95H58ZM57 96V98H59ZM61 96V95H60ZM138 96V95H137ZM256 96V95H255ZM48 97H51V96H49L48 95ZM119 97H121V96H119ZM147 97V96H146ZM146 97H144V98H146ZM209 97H212V95L210 96L209 95ZM4 98V99H5ZM28 98V97H27ZM33 98H34V96H33ZM36 98H38V97H36ZM41 98H43V97H41ZM56 98V99H57ZM64 98V97H63ZM136 98V97H135ZM262 98V97H261ZM3 99V100H4ZM32 99V98H31ZM30 99V100H31ZM39 99H40V96H39ZM52 99H53V97H52ZM123 99V98H122ZM207 99V98H206ZM205 99V100H206ZM232 99V98H231ZM251 99V98H250ZM2 100V101H3ZM35 100V99H34ZM34 100H32V102H34L35 103V101ZM70 100V99H69ZM69 100H68V102H69ZM113 100V99H112ZM127 100V99H126ZM145 100V99H144ZM199 100L201 101V102H199ZM216 100V101H215ZM233 100V99H232ZM256 100H257V98H256ZM2 101H1V99H0V106L3 104L2 103ZM38 101V100H37ZM54 101V100H53ZM61 100L59 99V101L58 102H60ZM124 101H125V99H124ZM138 101V100H137ZM218 101V102H217ZM225 101H228V100H225ZM251 101V100H250ZM254 101V100H253ZM11 102V101H10ZM30 102V101H29ZM55 103H56V100L54 101ZM113 102V101H112ZM152 102V101H151ZM237 102V103H238ZM255 102V106L254 107H256L258 104H256L257 102L258 103H260V105L262 106H260L261 108H263V110H264V99H261L260 100V102L259 101H254ZM31 103V102H30ZM35 103V104H36ZM54 103V104H55ZM110 103V102H109ZM117 103H119V102H117ZM143 103H146V102H143ZM230 103V102H229ZM234 103H236L235 101H234ZM249 103H252V102H249ZM61 104H62V102L60 103V105L59 106H61ZM63 104H65L64 102H63ZM123 104V103H122ZM135 104V103H134ZM153 104V103H152ZM219 104V105H218ZM37 105V104H36ZM66 105V104H65ZM130 105V104H129ZM132 105V104H131ZM142 105H144V104H142ZM147 105V104H146ZM155 105V104H154ZM197 105L199 106V107H197ZM237 105H240V104H236V106ZM249 105V104H248ZM118 106H120V105H118ZM157 106H155V108L157 107ZM235 106V107H236ZM251 106H253V104H251ZM259 106V105H258ZM257 106V107H258ZM56 107L58 108V105L56 104ZM114 107V106H113ZM121 107V106H120ZM134 107V105L132 106V108ZM232 108H234L233 107V105L231 106ZM243 107V106H242ZM249 107H250V105H249ZM105 108V107H104ZM128 108H130V106H128ZM132 108H131V110H132ZM228 108V107H227ZM259 108V107H258ZM260 108V109H261ZM7 109V110H6ZM59 109V108H58ZM193 109V110H192ZM213 109V110H212ZM229 109H231V108H229ZM52 110V111H51ZM61 110H62V108H61ZM159 110V109H158ZM235 110H236V108H235ZM252 110H254V108L252 109ZM256 110V109H255ZM262 110V109H261ZM55 111L57 112V110L55 109ZM127 111V110H126ZM160 111V110H159ZM172 111V110H171ZM193 111V112H194ZM219 112L221 111V110H218ZM229 111V110H228ZM228 111L227 110H223V111H221V116H222V118H223V116H226L227 114H229L228 113ZM231 111H233L232 109H231ZM230 111V112H231ZM237 112H238V110H236ZM240 111V110H239ZM134 112V111H133ZM136 112V111H135ZM145 112V111H144ZM219 112H217V114L219 113ZM236 112V113H237ZM258 112V111H257ZM88 113V112H87ZM127 113V112H126ZM130 113V112H129ZM138 113V112H137ZM147 113V112H146ZM150 113V112H149ZM153 113V112H152ZM214 113V112H213ZM252 113V112H251ZM256 113V112H255ZM9 114H10V116H13V117H10L9 116ZM59 114H60V112H59ZM130 114H132V112L130 113ZM151 114V113H150ZM200 114V113H199ZM207 114V113H206ZM235 114V113H234ZM233 114V115H234ZM57 115H58V112H57ZM56 115V116H57ZM134 115V114H133ZM136 115V114H135ZM146 115V114H145ZM154 115V114H153ZM160 115V114H159ZM201 115H202V113H201ZM219 115V114H218ZM230 115V114H229ZM241 115V114H240ZM65 116V115H64ZM68 116V115H67ZM67 116H65V117H67ZM87 116V115H86ZM129 116V115H128ZM132 116V115H131ZM155 116V115H154ZM220 116V117H221ZM228 116V115H227ZM84 117V116H83ZM96 117V116H95ZM145 117V116H144ZM153 117V116H152ZM234 117V116H233ZM237 117V116H236ZM240 117V116H239ZM242 117V116H241ZM254 117V116H253ZM82 118V117H81ZM132 118V117H131ZM146 118V117H145ZM148 118V117H147ZM151 118V117H150ZM155 118V117H154ZM159 118H160V116H159ZM226 118V117H225ZM230 118H232V117H230ZM248 118V117H247ZM246 118V119H247ZM79 119H80V117H79ZM83 119V118H82ZM92 119V118H91ZM149 119V118H148ZM173 119V120H174ZM216 119V118H215ZM219 119V118H218ZM242 119H243V117H242ZM262 119V118H261ZM44 120V121H45ZM76 120V119H75ZM129 120V119H128ZM131 120V119H130ZM147 120V119H146ZM146 120H144V121H146ZM154 120V119H153ZM159 120V119H158ZM225 120V119H224ZM229 120V119H228ZM227 120V121H228ZM67 121H68V119H67ZM72 121V120H71ZM89 121V120H88ZM118 121V120H117ZM126 121V120H125ZM161 121H159V122H161ZM172 121V120H171ZM170 121V122H171ZM217 121V120H216ZM220 121V120H219ZM250 121V120H249ZM254 121V120H253ZM260 121V120H259ZM58 123H59V119H58V121H57ZM56 122V123H57ZM65 122H66V120H65ZM74 122V121H73ZM79 122V121H78ZM112 122V121H111ZM121 122V121H120ZM120 122H119V124H120ZM134 122H136V121H134ZM156 122H157V120H156ZM175 122V121H174ZM234 122V121H233ZM245 122V121H244ZM261 122H262V120H261ZM67 123V122H66ZM81 123V122H80ZM126 123V122H125ZM155 123V122H154ZM163 123V124H164ZM177 123H179V121L177 122ZM186 123V122H185ZM251 123V122H250ZM257 123H258V121H257ZM263 123H264V120H263ZM109 124H111V123H109ZM122 124V123H121ZM134 124V123H133ZM152 124V123H151ZM164 124V125H165ZM183 124V123H182ZM229 124V123H228ZM44 125V126H43ZM58 125V124H57ZM60 125V124H59ZM67 125V124H66ZM81 125V124H80ZM82 125H83V123H82ZM81 125V126H82ZM111 125H113L114 127H110V129L108 130V133L107 134H109V135H113L114 136V134H115V136L116 137H118L117 136V133L119 134V132H120V127H118V125H117V123H113V124H111ZM110 125V126H111ZM136 125V124H135ZM181 125V124H180ZM186 125V124H185ZM248 125V124H247ZM56 126V125H55ZM68 126V125H67ZM134 126V125H133ZM141 125H139V127H140ZM161 126V125H160ZM176 126H177V124H176ZM219 126V125H218ZM246 126V125H245ZM264 126V125H263ZM78 127H79V124H78ZM84 127V126H83ZM144 127V126H143ZM169 127H171V126H169ZM242 127V128H241ZM47 128V127H46ZM56 128H58V130H56L55 129V131H57L56 133H57V137L58 138H56V144H58V145H60L61 144V142L63 141V140H61V139H59L60 138V136H62V134H63V131H60V130H62V129H60V127L59 126H57ZM65 128V127H64ZM67 128V127H66ZM69 128V127H68ZM81 127H79V129H80ZM121 128H123V127H121ZM185 128V127H184ZM229 128V129H228ZM256 128V127H255ZM259 128V127H258ZM49 129H51V128H49ZM76 129H77V127H76ZM145 129V128H144ZM144 129H142V130H144ZM170 129V128H169ZM173 129V128H172ZM210 129H212L211 131H216L215 133H217L218 135L217 136H219V138L218 137H216L213 141H215V148L216 149H214L213 147V149L211 148V146H210V143H208L209 145H207V146H199L198 144V142H201V141H199V139H201V138H203L206 134H210V133H208V131L210 130ZM232 129V128H231ZM261 129H262V126H261ZM47 130V129H46ZM67 130V129H66ZM106 130V129H105ZM127 130H129V128L127 129ZM133 130H135L134 128H133ZM136 130H139V129H136ZM136 130H135V132H136ZM178 130V129H177ZM185 130H186V128H185ZM4 131H7V133H3ZM81 131V130H80ZM126 131V130H125ZM156 131V130H155ZM154 131V132H155ZM213 131V132H214ZM38 132V133H39ZM49 132H50V130H49ZM70 132V131H69ZM85 132H86V130H85ZM102 132V131H101ZM121 132H123L124 133V131H123V129L121 130ZM149 132V131H148ZM176 132V131H175ZM174 132V133H175ZM185 132V131H184ZM238 132V133H237ZM239 132H242V133H239ZM68 133V132H67ZM82 132H80V134L78 133V131H77V135H80V137H81V134ZM125 133H128V132H125ZM124 133V134H125ZM132 133H133V131H132ZM130 134V133H128V134H126L125 136L126 137H130L131 135H133V134ZM141 133V132H140ZM150 133H151V131H150ZM152 133H153V131H152ZM161 133V132H160ZM181 133H183V132H181ZM37 134V133H36ZM47 134V136L50 134H48V132L46 133ZM90 134V133H89ZM124 134H122V135H124ZM138 134H139V132H138ZM158 134V133H157ZM168 134V133H167ZM177 134V133H176ZM185 134H186V132H185ZM191 134V135H190ZM212 134V133H211ZM25 135H27V137L24 139V136ZM33 135V134H32ZM45 135V134H44ZM51 135V134H50ZM120 135V137H121V134H119ZM140 135V134H139ZM138 135V136H139ZM144 135H145V133H144ZM182 135H184V134H182ZM181 135V136H182ZM216 135V134H215ZM214 135V136H215ZM35 136V135H34ZM154 136V135H153ZM157 136V135H156ZM163 136V135H162ZM167 136V135H166ZM208 136V135H207ZM214 136L213 137H211V138H214ZM243 136H244V134H243ZM33 137V136H32ZM78 137V136H77ZM110 137V136H109ZM112 137V136H111ZM132 137V136H131ZM130 137V139L132 140V138H134V137H137V135H135L134 137H132L131 138ZM148 137V136H147ZM36 138V137H35ZM47 139H48V137H46ZM50 138V137H49ZM87 138V137H86ZM115 138V137H114ZM127 138V139H128ZM141 138V137H140ZM139 138V139H140ZM182 138V137H181ZM209 138V137H208ZM239 138V139H238ZM40 139V138H39ZM63 139V138H62ZM83 139V135H82V138H81V140ZM103 139V138H102ZM106 139V138H105ZM113 139V138H112ZM112 139H110V140H112ZM126 139V141L128 142V140ZM138 139V138H137ZM145 139H147V138H145ZM165 139H162V140H165ZM207 138H205V140H206ZM245 139V138H244ZM34 140H36V139H34ZM34 140H33V143H34ZM79 140V139H78ZM80 140V141H81ZM114 140V139H113ZM115 140H116V138H115ZM135 140V139H134ZM198 140V144H195L193 141H197ZM208 140V139H207ZM207 140L206 141H204L203 140V142H206L207 143ZM258 140V139H257ZM2 141V140H1ZM26 141V140H25ZM32 141V140H31ZM140 141H141V139H140ZM147 141H149V140H147ZM190 141H192L193 143H194V146L195 145H198V147H195L194 148V146H192L193 144L190 142ZM212 141V142H213ZM262 141V140H261ZM6 142H4L5 144H6ZM28 142V141H27ZM49 142V141H48ZM51 142V141H50ZM53 142H54V138H53ZM63 142H65V141H63ZM88 142V141H87ZM90 142V141H89ZM134 142H137V141H134ZM166 142V141H165ZM203 142H201V144L203 145H205V143H203ZM256 142V141H255ZM15 143H17L16 145H15ZM29 143V142H28ZM33 143L31 144V145H33ZM35 143H37V142H35ZM75 143V142H74ZM160 143V142H159ZM39 144V143H38ZM42 144H44V143H42ZM41 144V145H42ZM47 144V143H46ZM49 144V143H48ZM83 144V142L81 143V145ZM141 144V143H140ZM147 144H148V142H147ZM200 144V145H201ZM212 144V143H211ZM245 146H244V145ZM255 144V143H254ZM8 145H9V143H8ZM25 145V144H24ZM31 145H29V146H31ZM41 145H39V146H41ZM52 146H53V144H51ZM80 145V144H79ZM144 145V146H145ZM149 145H150V143H149ZM161 145V144H160ZM4 146L5 145H3V148H4ZM7 146V145H6ZM5 146V147H6ZM26 146H28V144L26 145ZM38 146V145H37ZM47 146V145H46ZM50 146V145H49ZM56 146V145H55ZM63 146H65V144L63 145ZM78 146V145H77ZM83 146V145H82ZM81 146V147H82ZM1 147L2 146H0V159H1V157L2 156H4L3 155V153H5V150H7L6 148H5V150L3 151V150H1ZM33 147V146H32ZM51 147V146H50ZM84 147V146H83ZM142 147V146H141ZM161 147V146H160ZM164 147V146H163ZM256 147V146H255ZM2 148V149H3ZM46 148V147H45ZM60 148V147H59ZM62 149H63V147H61ZM85 148V147H84ZM165 148V147H164ZM263 148V147H262ZM24 149V148H23ZM22 149V150H23ZM31 149H33V148H31ZM31 149H29V151L28 152H19L18 154H19V157H22V158H24V160H26L24 163H28L29 162V164H31V163H34V165L36 164V165H40L41 166V170H42V175H45V173H49L50 171L52 172V171H57L56 173H60V174H58L59 176H62L63 174L62 173H64V174H69L70 172H74V170H76L75 168H74V164H73V162L72 161H70L68 158H64L63 157V154H62V156H60V154L58 155L55 151H53L52 152V150H51V152H48V151H32ZM37 149H39V148H37ZM48 149V148H47ZM52 149V148H51ZM56 149V147L54 148V150ZM65 149V148H64ZM80 149V148H79ZM82 149V148H81ZM215 150V151H213V153L211 154V152L209 151V150ZM219 149V150H218ZM229 149V150H228ZM256 149V148H255ZM21 150V151H22ZM25 150V149H24ZM43 150V149H42ZM61 150V149H60ZM59 150V151H60ZM66 150V149H65ZM85 150V149H84ZM116 150H118V149H116ZM257 150H258V148H257ZM256 150V151H257ZM26 151H27V149H26ZM50 151V150H49ZM58 153H59V151L58 150H56ZM81 151V150H80ZM207 151V152H206ZM219 151V152H218ZM220 151H221V153H220ZM63 152V151H62ZM62 152H60V153H62ZM66 152V151H65ZM158 152V151H157ZM206 152V153H205ZM233 152H235V153H233ZM247 152V151H246ZM259 152V151H258ZM88 153V152H87ZM210 153V154H209ZM234 155H233V154ZM84 154V153H83ZM156 154V153H155ZM247 154H249V153H247ZM255 153H253V155H254ZM7 155V154H6ZM9 155V156H10ZM86 155V154H85ZM128 155V154H127ZM17 156V155H16ZM66 157H68L69 156V154H68V156L67 155H65ZM243 156V155H242ZM251 156V155H250ZM255 156V155H254ZM128 157V159H130L129 158V156H126V158ZM171 157V158H170ZM208 157V158H209ZM5 158H8V155H7V157H5ZM11 158H13V157H11ZM11 158H9L8 160L10 161V159ZM115 158V157H114ZM119 158V157H118ZM123 158V157H122ZM132 158V157H131ZM134 158V157H133ZM232 158V159H231ZM246 158V157H245ZM259 158V157H258ZM15 158H13V160H14ZM97 159V158H96ZM106 159V158H105ZM109 159V158H108ZM121 159V158H120ZM161 159V158H160ZM160 159H159V161H160ZM236 159V160H237ZM12 160V161H13ZM23 160V159H22ZM21 160V158H20V162L22 161ZM23 160V161H24ZM73 160H74V158H73ZM84 160V159H83ZM90 160V159H89ZM112 160V159H111ZM123 160V159H122ZM137 160V159H136ZM163 160V159H162ZM232 160V161H233ZM245 160V159H244ZM260 160V159H259ZM4 161H6V159L4 160ZM23 161H22V163H23ZM86 161V160H85ZM94 161V160H93ZM115 161V160H114ZM120 161V160H119ZM124 161V160H123ZM164 161V160H163ZM208 161V163H209V160H207ZM231 161V162H232ZM238 161V162H239ZM256 161V160H255ZM254 161V162H255ZM14 162V161H13ZM13 162H11V163H13ZM31 162V163H30ZM80 161H78V163H79ZM100 162V161H99ZM112 162V161H111ZM115 162H117V160L115 161ZM114 162V163H115ZM162 162V161H161ZM6 163H7V161H6ZM5 163V164H6ZM9 163V162H8ZM21 163V165H23ZM101 163V162H100ZM119 163V162H118ZM163 163V162H162ZM219 163L221 164V166L219 167ZM235 163H236V161H235ZM234 163V161L231 163V165L232 166H234L235 165V167H236V164ZM3 164H4V162H3ZM15 164V163H14ZM29 164L27 165H25V166H28L29 167ZM85 164V163H84ZM113 164V163H112ZM138 164V163H137ZM210 164V163H209ZM7 165V164H6ZM20 165V164H19ZM21 165H20V168H21ZM83 165V164H82ZM98 165H99V163H98ZM129 165V164H128ZM135 165V164H134ZM134 165H131L130 166V168H128L127 167V165H125L128 169H130V171H131V168H132V166H134ZM205 165H207V164H205ZM227 165V166H226ZM24 166V167H25ZM37 166V167H38ZM78 166V165H77ZM208 166V165H207ZM239 166V165H238ZM259 166V165H258ZM2 167H4V166H2ZM10 167V166H9ZM8 167V168H9ZM14 167H16L15 165H14ZM33 168L34 166L32 165V166H30V168ZM81 166H80V164H79V169H84V166H83V168H80ZM136 167V166H135ZM167 167V166H166ZM31 168V170H33ZM40 168V167H39ZM205 168V167H204ZM234 168V167H233ZM241 168V167H240ZM3 169V168H2ZM1 169V170H2ZM12 169V168H11ZM26 169H27V167H26ZM87 168H85V170H86ZM91 169V168H90ZM120 169V168H119ZM118 169V170H119ZM202 169V170H201ZM236 168H234L233 170H235ZM238 170H239V168H237ZM243 169V168H242ZM85 170H84V172H85ZM88 170V169H87ZM125 170V169H124ZM187 170H189L190 171V174H186V171ZM232 170V171H233ZM241 170V169H240ZM245 170V169H244ZM248 170V169H247ZM2 171H4V170H2ZM5 171H6V168H5ZM109 171V170H108ZM126 171V170H125ZM124 171V172H125ZM143 171V170H142ZM189 171H187V172H189ZM201 171V172H200ZM205 171V170H204ZM207 171V170H206ZM214 171V172H213ZM8 172V171H7ZM12 172V171H11ZM13 172H14V169H13ZM27 172H28V169H27ZM30 172V171H29ZM28 172V173H29ZM35 172V171H34ZM40 172V171H39ZM77 172V171H76ZM82 172V171H81ZM80 172V173H81ZM84 172H82L83 174H84ZM123 172V173H124ZM136 172H138V171H136ZM140 172V174H141V171H139ZM241 172V171H240ZM20 173V172H19ZM19 173H17V175H16V179L14 180V183L13 184H18V186L20 187V188H22V189H27L28 187H30V182H29V184L24 180V175L25 174H23V177L19 174ZM44 173V174H43ZM55 173V172H54ZM79 173V174H80ZM114 173V172H113ZM122 173V174H123ZM135 173V172H134ZM134 173H133V176H134ZM143 173V172H142ZM233 173V172H232ZM235 173V172H234ZM244 173V172H243ZM248 173V172H247ZM0 174H1V172H0ZM7 174V173H6ZM34 174V173H33ZM50 174H52L53 175V173H50ZM70 174H72V173H70ZM77 174H78V172H77ZM116 174V173H115ZM128 174H129V171H128ZM131 174V173H130ZM129 174V175H130ZM137 174V173H136ZM135 174V175H136ZM230 174V173H229ZM251 174V173H250ZM7 175H10V174H7ZM27 175V174H26ZM39 175V174H38ZM37 175V176H38ZM55 175V174H54ZM53 175V176H54ZM85 175V174H84ZM96 175V174H95ZM227 175V174H226ZM235 175V174H234ZM262 175V174H261ZM2 176V175H1ZM56 176H57V174H56ZM69 176V175H68ZM71 176V175H70ZM79 176H81V174L79 175ZM86 176V175H85ZM124 176H125V174H124ZM133 176H131L130 175V177H131V179H132V177ZM146 176V175H145ZM148 176V175H147ZM192 176H194V177H192ZM238 176V175H237ZM236 176V177H237ZM29 177H30V175H29ZM39 177V176H38ZM44 177V176H43ZM76 177V176H75ZM84 177V176H83ZM83 177H82V179H83ZM126 177H127V175H126ZM130 177H127L126 179H128V178H130ZM136 177V176H135ZM192 177V178H191ZM215 177V178H216ZM225 177V176H224ZM227 177V176H226ZM226 177H225V179H226ZM245 177V176H244ZM6 178H7V176H6ZM41 178H42V176H41ZM48 178H49V176H48ZM54 178H55V176H54ZM72 178H74L73 176H72ZM71 178V179H72ZM138 178V177H137ZM247 178H248V176H247ZM26 179V178H25ZM38 179V178H37ZM56 179L58 180V178L56 177ZM61 180H62V178H60ZM68 179V178H67ZM80 180V181H82L83 182V180ZM86 179H87V177H86ZM90 179V178H89ZM95 179V178H94ZM168 179V180H167ZM179 180L176 184L174 183H171V181H169V180ZM221 179H222V177H221ZM8 180V182L5 180V179H1L0 178V186H2V188H0V189H3V188H7L8 187V185H9V178L7 179ZM12 180H13V178H12ZM42 180H44V179H42ZM65 180V179H64ZM78 180V179H77ZM93 180V179H92ZM112 180H114V179H112ZM111 180V181H112ZM129 180V179H128ZM205 180H206V178H205ZM206 180V181H207ZM217 180V179H216ZM30 181V180H29ZM58 181H60V180H58ZM57 181V182H58ZM65 181H67V180H65ZM71 181V180H70ZM73 181V180H72ZM71 181V182H72ZM84 181H85V179H84ZM89 181V180H88ZM100 181H102V179L100 180ZM99 181V182H100ZM110 181V182H111ZM132 181V180H131ZM142 181V180H141ZM203 181V180H202ZM215 181V180H214ZM213 181V182H214ZM74 182V181H73ZM72 182V183H73ZM93 182H94V180H93ZM109 182V183H110ZM114 182V181H113ZM118 182V181H117ZM184 182V181H183ZM199 182V181H198ZM201 182V181H200ZM209 182H211V181H209ZM212 182V183H213ZM217 182V181H216ZM238 182V181H237ZM236 182V183H237ZM44 183H45V181H44ZM43 183V184H44ZM66 183V182H65ZM67 183H68V181H67ZM77 183H78V181H77ZM115 183V182H114ZM122 183V182H121ZM147 183L148 182H146V185H147ZM150 183V182H149ZM187 183H188V181H187ZM215 183V182H214ZM257 183V182H256ZM38 184H39V182H38ZM69 185H71L70 184V182L68 183ZM93 184H95V182L93 183ZM135 184V183H134ZM134 184H132V185H134ZM137 184V183H136ZM144 184V183H143ZM142 184V185H143ZM55 185H56V183H55ZM112 185V184H111ZM130 185V184H129ZM142 185H140V190H142L141 188H142ZM211 185V184H210ZM233 185V186H232ZM39 186V185H38ZM67 186V185H66ZM72 186H73V184H72ZM83 186H84V184H83ZM85 186H86V184H85ZM122 186V185H121ZM124 186V185H123ZM137 186H138V184H137ZM143 186H145V185H143ZM227 186H228V184H227ZM231 186H232V190H234V189H238V190H242V192H246V190H248V184H246V183H244V181L242 182V184L241 185H238V183L234 186V184H231ZM252 186V185H251ZM12 187H14V185L12 186ZM37 187V186H36ZM74 187V186H73ZM116 187V186H115ZM125 187H126V184H125ZM131 187V186H130ZM216 186H214L213 188H215ZM220 187H223V185L222 186H219L218 188H220ZM225 187V186H224ZM259 187V186H258ZM19 188V189H20ZM32 188H33V186H32ZM42 188V187H41ZM67 188H69V187H67ZM109 188V187H108ZM127 188H129V186L127 187ZM135 188H137V187H135ZM147 188H149V187H147ZM188 188V187H187ZM212 188V190H213V192L216 190V188H215V190ZM228 188V187H227ZM230 184H229V190H230ZM251 188V187H250ZM260 188V187H259ZM261 188H263V187H261ZM15 189V188H14ZM79 189V188H78ZM130 190L129 191V193L128 194H126V190ZM6 189H4V191H5ZM8 190V189H7ZM7 190H6V192H7ZM45 190V189H44ZM254 190V189H253ZM256 190H259L258 188L256 189ZM255 190V191H256ZM264 190V189H263ZM62 191V190H61ZM64 191V190H63ZM70 191V190H69ZM75 191V190H74ZM78 191V190H77ZM143 191V190H142ZM149 191V190H148ZM250 191V190H249ZM10 192H11V194H12V188L10 189ZM21 192V194H22V190L20 191ZM144 192V191H143ZM141 193V194H145V193ZM194 192V191H193ZM211 193H212V191H210ZM229 192V191H228ZM5 193V192H4ZM8 193V192H7ZM27 193V192H26ZM57 193V192H56ZM62 193V192H61ZM78 193V192H77ZM90 193H89V195H90ZM238 193V192H237ZM241 193V192H240ZM249 193V192H248ZM247 193V194H248ZM251 193V192H250ZM260 193V192H259ZM10 194V193H9ZM21 194H19V197H21L22 195ZM38 194H40V193H38ZM37 194V195H38ZM81 194H83V193H81ZM195 194V193H194ZM209 194V193H208ZM216 194V193H215ZM231 194V193H230ZM242 194V193H241ZM256 194H258V193H256ZM263 195H264V191H263V193H262ZM28 195V194H27ZM56 195H58V194H56ZM88 195V194H87ZM139 195V194H138ZM259 195H261V194H259ZM262 195V196H263ZM5 196L6 195H4L3 193L1 194V196H0V207L2 208H0L1 210H3V208L6 206L5 205V202H4V200H5ZM16 196V195H15ZM26 196V195H25ZM75 196V195H74ZM84 196V195H83ZM82 195H81V197H83ZM140 196V195H139ZM179 197L180 198V201H178V200H176V199H172V197ZM196 195H194V197H195ZM198 196V195H197ZM255 196V195H254ZM80 197V196H79ZM217 197V198H216ZM259 197V196H258ZM6 198H7V196H6ZM12 198V197H11ZM40 198V197H39ZM85 198V197H84ZM90 198V197H89ZM92 198V197H91ZM124 198H126L125 200H123ZM138 198V197H137ZM200 198V197H199ZM201 198H203V196L201 197ZM237 198V197H236ZM28 199V198H27ZM58 198H56V200H57ZM81 199V198H80ZM79 198H78V200H80ZM93 199H94V197H93ZM115 199V200H114ZM143 199V200H144ZM226 199H227V195H226ZM257 199H259V198H257ZM8 200H9V197H8ZM69 200V199H68ZM99 201H100V199H98ZM113 200H114V202H113ZM116 200L118 201V203H117V207L118 208H113L114 206H113V204L114 203H116ZM222 200V201H223ZM240 200V199H239ZM85 201V200H84ZM218 201V200H217ZM226 201V200H225ZM224 201V202H225ZM231 201H233V200H231ZM230 201V202H231ZM236 202H238L239 203V201H237V200H235ZM245 201V200H244ZM257 201V200H256ZM262 201V200H261ZM18 202H19V200H18ZM79 202V201H78ZM81 202V201H80ZM7 203H8V201H7ZM38 203V201L36 202V204ZM55 203V202H54ZM99 203V202H98ZM152 203V202H151ZM154 203H152V204H154ZM223 203V202H222ZM221 203V204H222ZM240 203H242V202H240ZM17 204V203H16ZM27 204H28V202H27ZM72 204V203H71ZM70 204V205H71ZM77 205H78V203H76ZM90 204V203H89ZM220 204V203H219ZM256 204V203H255ZM29 205V204H28ZM26 206V209H24L25 210V218L26 219H23V220H18L17 219V221L19 222L18 224L17 223H15V224H17V226H16V230H17V232H15L16 230H13V229H15L14 227H12L11 225L14 223V222H12L11 220H10V217L8 218V215H6L7 216V218L11 221V223H10V227H12L11 229H7V226H6V228L4 227V225L1 223L0 224V257H8V256H10L9 254H7L8 252H11V253H14V254H20V256H21V254H22V250H20L18 247H17V243L15 244V239L18 241V242H20V243H26L27 244V242H29V240H32V239H34L36 236L35 235H37L38 234V232H35V230L33 229L35 226H40V225H42L43 223H41V220H40V217H39V213L37 214L36 212H34L31 208H30V206ZM31 205V204H30ZM39 204H37V206H38ZM73 205V204H72ZM124 205V206H123ZM148 205V204H147ZM149 205H150V203H149ZM148 205V206H149ZM217 205V204H216ZM246 205H247V203H246ZM12 206H14V203H13V205ZM52 206V205H51ZM56 206V205H55ZM74 206H75V203H74ZM81 206V205H80ZM133 206V205H132ZM147 206V207H148ZM158 206V205H157ZM156 206V207H157ZM233 206H234V204H233ZM236 206H238V204H236ZM240 206V205H239ZM242 207L244 206L243 204L241 205ZM241 206H240V208H238V209H241ZM247 206H249V205H247ZM264 206V205H263ZM18 207V206H17ZM77 207H79V205L77 206ZM77 207H75V208H77ZM128 207V206H127ZM224 207H226V206H224ZM8 208H10V207H8ZM12 208V207H11ZM74 208V209H75ZM82 208V207H81ZM151 208V207H150ZM14 209V208H13ZM149 209V208H148ZM188 210V211H185V210ZM234 209V208H233ZM233 209H232V212H233ZM237 209V210H238ZM244 209H245V207H244ZM248 209V208H247ZM251 209V208H250ZM0 210V211H1ZM9 210V209H8ZM68 210V209H67ZM113 210L115 211V213H113ZM4 211H5V209H4ZM3 211V212H4ZM12 211V210H11ZM10 211V212H11ZM154 211V212H153ZM167 211V212H166ZM231 211V210H230ZM240 211V210H239ZM241 211H242V209H241ZM258 211V210H257ZM9 212V211H8ZM75 212L76 213H78L77 212V210H75ZM88 212V211H87ZM187 212V213H186ZM242 212H244V211H242ZM2 213V212H1ZM1 213H0V215H1ZM23 213V212H22ZM55 213V212H54ZM132 213H133V216H132ZM245 213H247V212H245ZM5 214H8L7 212L5 213ZM5 214H4V218H5ZM73 214V213H72ZM75 214V213H74ZM79 214V213H78ZM241 214V213H240ZM244 214V213H243ZM11 215V214H10ZM9 215V216H10ZM16 215H18V212L16 213ZM80 215V214H79ZM78 215V216H79ZM102 215V224H100L101 223V221H98V217L99 216H101ZM225 215V217H223ZM226 215H228V216H226ZM231 215H233V214H231ZM251 215V214H250ZM20 216V215H19ZM21 216H22V214H21ZM55 216V215H54ZM73 216H75V215H73ZM77 216V215H76ZM158 216V217H157ZM235 216V215H234ZM241 216V215H240ZM244 216H246V215H244ZM16 217V216H15ZM236 217V216H235ZM234 217V218H235ZM257 217V216H256ZM4 218H3V220L2 221H4ZM6 218V219H7ZM11 218H14L13 217V215H11ZM22 218V217H21ZM172 218V217H171ZM230 218V217H229ZM237 218V217H236ZM230 219H233L232 218V216H231V218ZM248 219V218H247ZM264 219V218H263ZM1 220V219H0ZM157 220V221H156ZM164 219H162V221H163ZM169 220H171V219H169ZM236 220H238V219H236ZM251 220V219H250ZM253 220V219H252ZM6 221V220H5ZM10 221H8V222H10ZM15 221V220H14ZM84 221V222H83ZM166 221V220H165ZM174 221V220H173ZM230 221V220H229ZM232 221V220H231ZM247 221V220H246ZM1 222V221H0ZM226 222H228V221H226ZM233 222V221H232ZM263 222V221H262ZM4 223V222H3ZM235 223V222H234ZM239 223V222H238ZM241 223V222H240ZM264 223V222H263ZM5 224V223H4ZM9 224V223H8ZM236 224V223H235ZM43 225H46V227H47V229L49 230V232L51 233V230H50V226L51 225H47V224H43ZM55 225V224H54ZM171 225V224H170ZM226 225V224H225ZM49 226V227H48ZM93 226V227H92ZM172 226H173V224H172ZM177 226V225H176ZM181 226V225H180ZM226 226H228V225H226ZM259 226V225H258ZM21 227V228H20ZM70 227H72V226H70ZM156 227V228H157ZM222 227V226H221ZM220 226H219V228H221ZM224 227V226H223ZM223 227H222V229H223ZM231 227V226H230ZM230 227H226V228H230ZM9 228V227H8ZM36 228V227H35ZM41 228V227H40ZM233 228V227H232ZM255 228V227H254ZM54 229H55V226H54ZM160 230V229H159ZM217 230V229H216ZM263 230H264V227H263ZM9 233V234H7V236H6V233L7 232ZM43 231V230H42ZM177 230H175V232H176ZM180 231V232H181ZM228 231V230H227ZM226 230H224V232L223 233H226L227 232ZM258 231V230H257ZM14 232L15 233H17L16 234V237H15V239L14 240H12L11 238H10V236H12V235H10V233L11 234H14ZM48 232V233H49ZM55 232V231H54ZM157 232V233H156ZM222 232V231H221ZM195 233V232H194ZM264 234V233H263ZM8 235H10V236H8ZM179 235V234H178ZM46 236V235H45ZM50 238V237H49ZM174 238H176V236H174ZM180 238V237H179ZM181 238H183V237H181ZM197 238H198V236H197ZM63 239V238H62ZM74 240V239H73ZM76 240V239H75ZM87 240V241H88ZM16 241V242H17ZM93 241H95V242H98V244L95 246V244L93 243ZM214 241H217V240H214ZM31 242V241H30ZM74 242V241H73ZM204 242V241H203ZM169 244V246H168V244ZM31 244V243H30ZM29 244V245H30ZM35 243H33V245H31V246H36V244L34 245ZM84 244V243H83ZM87 244V243H86ZM190 245V244H189ZM215 245V244H214ZM214 245H213V247H214ZM22 246V245H21ZM39 246V245H38ZM181 246H182V244H181ZM188 246V245H187ZM187 246H186V248H187ZM207 246H208V244H207ZM23 247V246H22ZM21 247V248H22ZM65 247V246H64ZM200 247V246H199ZM205 247V246H204ZM217 248V247H216ZM46 249V248H45ZM64 249V248H63ZM69 249V248H68ZM181 249V248H180ZM202 249V248H201ZM208 249H209V246H208ZM211 249V248H210ZM65 250H67L66 248H65ZM183 250H184V248H183ZM215 250V249H214ZM217 250V249H216ZM210 251V250H209ZM58 252V251H57ZM73 252V251H72ZM175 252V251H174ZM179 252H182V251H179ZM185 252V251H184ZM183 252V253H184ZM69 253V252H68ZM178 253V252H177ZM203 253H204V251H203ZM211 253V252H210ZM34 254V253H33ZM66 254V253H65ZM71 254V253H70ZM176 254V253H175ZM178 254H180V253H178ZM27 255V254H26ZM173 255V254H172ZM208 255V254H207ZM15 256V255H14ZM19 256V257H20ZM27 256H29V255H27ZM27 256H26V259H27ZM31 256H33V255H31ZM30 256V257H31ZM35 256V255H34ZM79 256H81V254L79 255ZM84 256V255H83ZM87 256V255H86ZM7 257H6V259H7ZM18 257V258H19ZM22 257H24V256H22ZM42 257V256H41ZM99 257V256H98ZM174 257V256H173ZM188 257V256H187ZM187 257H181V256H177L176 257V262L178 261V264H194V262L192 261V260H190V259H188ZM226 257V258H225ZM97 258V257H96ZM95 258V259H96ZM101 258V257H100ZM113 258H111L112 260H113ZM123 258H128V260L125 262L124 260L125 259H123ZM224 258H225V264H229V261H228V258H227V254L226 253H224ZM25 259V258H24ZM23 258H22V260H24ZM25 259V260H26ZM29 259V258H28ZM28 259H27V261H28ZM30 259H33V257L32 258H30ZM34 259H36V258H34ZM94 259V260H95ZM99 259V258H98ZM173 259V258H172ZM211 259V258H210ZM2 260H4V259H2ZM2 260H1V262H2ZM37 260H39V258L37 259ZM213 260V259H212ZM36 261V260H35ZM53 261V260H52ZM96 261H98L97 259H96ZM99 261H101V259L99 260ZM166 261V260H165ZM3 262H5V261H3ZM13 262H14V260H13ZM26 262V261H25ZM32 261H30V263H31ZM34 262V261H33ZM167 262V261H166ZM165 262V263H166ZM170 262H172V261H169L168 260V263H170ZM175 262V263H176ZM19 263V262H18ZM29 263V262H28ZM29 263V264H30ZM36 263V262H35ZM35 263H33V264H35ZM51 263V262H50ZM175 263H173V264H175ZM213 263V262H212ZM16 264V263H15ZM20 264V263H19ZM23 264V263H22ZM52 264V263H51ZM101 264V263H100ZM111 264V263H110Z\"/></svg>",
    "mask_w": 264,
    "mask_h": 264
}]
</instances>
